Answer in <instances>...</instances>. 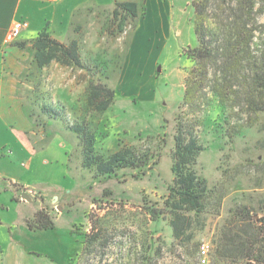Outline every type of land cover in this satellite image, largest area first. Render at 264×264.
I'll return each mask as SVG.
<instances>
[{"label":"rangeland","instance_id":"obj_1","mask_svg":"<svg viewBox=\"0 0 264 264\" xmlns=\"http://www.w3.org/2000/svg\"><path fill=\"white\" fill-rule=\"evenodd\" d=\"M192 1L153 0L148 5L147 0H114L111 6H95L81 0L71 21L58 25L56 32L62 43H81L86 67L68 68L63 77L52 69L44 74L35 63L32 44L17 43L27 47L18 58L26 60V67L15 70L24 92L14 111L3 113L13 134H0V224L6 234L12 227L18 245L33 254L14 247L0 253V264H202L201 248L210 245L208 262L212 261L217 249L214 242L226 225L237 224L247 212L264 218V111L250 123L238 107L220 103L212 84L200 93L201 111L199 102L193 107L183 105L189 72L195 66L189 54L198 46ZM125 2L138 4L136 20L118 7ZM218 15L225 19V13ZM147 16L151 18V29L143 34L147 45L143 44L130 64L132 39ZM4 68L6 76L9 70ZM91 83L117 91L107 111L90 110ZM10 101L6 95L3 111ZM44 104L61 108L70 124H90L96 136L93 156L109 157L129 150L127 158L133 165L122 166L110 176L99 174L95 166L86 167L79 136L68 131L64 122L53 123L45 117ZM180 120L187 132L197 131L202 151L195 168L212 191L205 228L195 232V241L187 249L174 240L171 216L152 218L151 210H164L173 185ZM44 124L53 132L40 145L57 144L65 154L69 149L70 162L67 156L63 160L42 156L43 172L27 175V158L18 160L10 149L17 139L21 141V129L32 126L43 132ZM56 128L62 131L55 133ZM6 140L12 145L4 147ZM26 183L31 188L25 189ZM32 188L52 196L40 203L42 207L33 203L38 211L27 224H34L36 214L44 211L55 222V229L29 233L20 221L16 227L20 204H11L9 198L16 194L22 202H30L28 197L43 201ZM95 225L103 226L107 245L83 257L85 236ZM24 232L27 240L21 239Z\"/></svg>","mask_w":264,"mask_h":264},{"label":"trees","instance_id":"obj_2","mask_svg":"<svg viewBox=\"0 0 264 264\" xmlns=\"http://www.w3.org/2000/svg\"><path fill=\"white\" fill-rule=\"evenodd\" d=\"M192 6L198 46L189 54L195 66L189 72L183 105L193 107L200 103V93L212 84V92L220 103L231 109L238 107L248 115L251 123L264 111V22L260 19L264 18V0H193ZM118 7L132 20L139 17L135 2L120 3ZM219 11L225 13L224 20L219 17ZM115 14H118L117 10ZM31 44L35 50V63L40 69L54 62L69 68L86 67L78 40L65 44L44 29ZM116 95L113 88L91 83L88 106L93 111H107ZM198 109L201 111V103ZM44 114L64 122L68 131L79 136L86 167L95 166L99 174L110 176L131 163L127 158L129 150L122 149L109 157L93 156L96 136L88 122L70 124L56 105L44 104ZM201 151L197 131L187 132L180 120L175 136L173 185L164 210L155 212L151 209L152 218L158 219L163 214L171 216L174 240L185 249L194 243L195 232L205 228L204 215L208 213L212 196L207 182L200 178L195 168ZM245 215L242 214L237 224L232 222L221 230L214 242L217 249L212 261L204 264H264V218L257 219L248 212ZM29 227L53 230L55 222L40 211L35 216V223ZM103 229V226L95 225L85 236L83 257L106 247L108 237Z\"/></svg>","mask_w":264,"mask_h":264},{"label":"crops","instance_id":"obj_3","mask_svg":"<svg viewBox=\"0 0 264 264\" xmlns=\"http://www.w3.org/2000/svg\"><path fill=\"white\" fill-rule=\"evenodd\" d=\"M87 2L95 6L97 4H104L111 6L114 0H87ZM152 3L153 0H147L148 5H152ZM80 6H81V0H0V134L12 133L11 130L13 129V127L9 128L8 124L4 121L3 113L10 115V113L14 111L17 102L22 101L23 98L21 92L23 91L24 87L22 88V85L20 84L19 81L20 80L19 76H17L15 70H23L26 67L25 65L26 60L18 59V58L19 56L22 57L23 54L25 55V49L27 47L25 49L21 48L17 46V43L19 44L27 43L28 45H30L31 42L36 38L35 36H38V34L44 29H47L49 32H52L54 38L57 39L56 31L58 30L59 27L58 25L65 24L66 22L71 21L70 18L75 14L76 10H78ZM148 13H149V8H148ZM143 19L140 25L138 26L134 34V37L132 39L130 56L128 58V63L130 62V64H131V60L134 58V55L139 53V51L143 47V44H146L143 38V34L145 32H148L147 30L151 29V27L149 26V22L151 21V18L149 19L147 16L146 18ZM17 21H26L29 23V27L27 29L22 30L19 37L11 41L10 40L11 28L14 25V23ZM57 40H59V38ZM134 61L135 59H133V62ZM4 67H6L9 70L8 75L6 76H5V71H3V69H5ZM68 68L69 67H63L54 62L49 67H46L44 69H40V68L39 69L40 71L44 70V74H46L47 71L52 69L56 72V74H62L60 76L63 77V75L65 74ZM6 95L10 96L11 101H10V105H7V108L5 109V111H3L4 108L3 102ZM44 101L47 102L46 99H44ZM44 116L46 117L47 115L44 114ZM50 119L54 120L53 123H57L58 121V119L52 117ZM49 122L50 120L48 121V124H50ZM46 125L47 124H44L43 132L35 131L32 126L24 127V129H21L18 134L21 141L17 139V143L13 142V145L10 141L7 140L3 141L4 147L12 145V149H10L11 153L13 152V154L17 156L18 160H20L21 158H27V163L29 164L25 172L27 175H31L32 173H35L36 175L43 172L42 165H40L42 156L45 157L46 155H51V156L55 155L56 156L55 159H57L60 156L59 157L60 160H63V158L67 156L68 162H70L71 151L69 152V149H66V151L68 150V153L66 152L65 154V152L64 153L59 152L57 148L58 147L57 144L50 146L44 143V146L40 145V143L43 142V139L47 140L48 135L51 132H53L50 130V126H46ZM57 129L58 128L54 129L55 133H59L62 131L61 129L60 130ZM61 149H65V148H61ZM20 155H22V157ZM1 156L3 157V154H1ZM10 164L13 165V163L11 162ZM22 164L24 165V163ZM1 177L2 176L0 175V180L2 179ZM23 187L25 189L31 188L28 183H26V185H23ZM36 191L37 192L35 193L36 194L39 193V196L41 197V199H43V201L40 199L35 201L33 200V198L28 197L31 200L30 202L28 201L22 202L21 200H18L16 198L17 197L16 194L10 196L9 201L11 202V204H14L15 202H18L20 204L18 211L19 218L17 221L18 225H16V227L20 226L19 221L21 223L22 222L25 223V225L29 227L27 221L30 220L34 216V214L38 211V208L35 209L36 207L33 206V203L39 204L41 206L42 204L40 203H43L45 201L44 199H46L47 201V198L52 196V195L49 196V194L51 193L44 194V189L38 188ZM1 192L2 189H0V194ZM28 192L30 191L28 190ZM0 226H1L0 253L2 255H4L5 251L7 250H13L14 247L20 250L22 253L33 254L32 250L23 251V249L18 245V242L14 237V229H12V227L9 229L8 232L9 234H6L3 231V226L1 224ZM29 230H30L29 233H32V231L33 232L44 231V230L36 231V229H31L30 227ZM22 235L25 237L24 238L19 237V238H21L22 240L25 238L26 240L28 239V233L25 234L24 232ZM2 248L4 249L2 250Z\"/></svg>","mask_w":264,"mask_h":264},{"label":"built area","instance_id":"obj_4","mask_svg":"<svg viewBox=\"0 0 264 264\" xmlns=\"http://www.w3.org/2000/svg\"><path fill=\"white\" fill-rule=\"evenodd\" d=\"M29 27V23L26 21H17L14 23V25L11 28V32H10V40L13 41L16 38L19 37L20 33L22 32V30L27 29ZM210 245L209 244H205L202 248H201V262L207 263L208 262V257H209V253H210Z\"/></svg>","mask_w":264,"mask_h":264},{"label":"water","instance_id":"obj_5","mask_svg":"<svg viewBox=\"0 0 264 264\" xmlns=\"http://www.w3.org/2000/svg\"><path fill=\"white\" fill-rule=\"evenodd\" d=\"M159 70H160V69H159ZM23 197H24V198H27L28 196L25 195V196H23ZM28 199L30 200V198H28ZM56 199H57V198H56Z\"/></svg>","mask_w":264,"mask_h":264}]
</instances>
